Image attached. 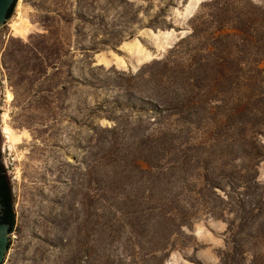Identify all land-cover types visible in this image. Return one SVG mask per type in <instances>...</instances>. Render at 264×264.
Returning <instances> with one entry per match:
<instances>
[{"label":"rangeland","instance_id":"374dc122","mask_svg":"<svg viewBox=\"0 0 264 264\" xmlns=\"http://www.w3.org/2000/svg\"><path fill=\"white\" fill-rule=\"evenodd\" d=\"M215 1L16 0L0 28L15 212L2 264H264V226L244 230L235 257L201 180L244 173L231 115L264 82V0ZM184 89L190 129L177 135ZM255 164L264 185V158ZM166 194L190 227L162 221ZM163 237L171 250L150 261Z\"/></svg>","mask_w":264,"mask_h":264},{"label":"trees","instance_id":"16d2710c","mask_svg":"<svg viewBox=\"0 0 264 264\" xmlns=\"http://www.w3.org/2000/svg\"><path fill=\"white\" fill-rule=\"evenodd\" d=\"M218 0L215 1V3ZM228 1V0H224ZM16 2V0H15ZM14 2V4H15ZM8 12L7 19L10 17L12 9ZM195 30H192L191 35L195 34ZM239 33V32H238ZM224 36H228L225 34ZM188 82V78L184 81ZM264 82H260V92L252 97H247L245 103L236 108L231 115L232 117L238 115L241 130L243 136L242 146L244 148L243 160L247 163L246 167L242 169L243 174L240 172L233 174H213L210 177H201L205 188V193H211L215 197L216 202L214 204L220 205L219 208L211 209L209 211L210 218L216 220H222L227 225V234L230 242L234 245V256L237 257L240 254L239 243L241 242L244 230L247 227L251 230H256L255 234H260L262 227L264 226V185L259 184L257 181V175L250 176L251 166L254 161L258 164L263 161V152H253L249 147L252 146L251 141L257 140V144L261 149L263 143L261 139L264 138ZM183 96L175 103L172 110H175L177 115L181 119L182 126L177 135L188 134L190 126V107L192 105L191 98L188 99V93L183 90ZM251 102V103H250ZM156 107V106H154ZM158 110L159 108L156 107ZM163 109V108H162ZM169 110V109H165ZM231 118V117H230ZM258 164L254 165L257 168ZM256 170V169H255ZM216 190H220L224 193V198L216 195ZM199 195V194H197ZM164 204L160 208L161 219L164 223L172 225L176 221H180L179 228L190 227L192 223H188V214L186 207H180V200L178 196L170 197L166 194L163 198ZM0 205L2 206L1 223L8 225V234H11L15 225V212L14 201L11 194L9 182L6 178L5 171L0 167ZM149 257L150 261H154L159 257L168 255V251L171 250V246L168 245V241L165 237L157 241L156 243H150L149 245ZM9 244L7 246V250ZM225 262V260H224ZM198 264V263H196Z\"/></svg>","mask_w":264,"mask_h":264},{"label":"water","instance_id":"95a60500","mask_svg":"<svg viewBox=\"0 0 264 264\" xmlns=\"http://www.w3.org/2000/svg\"><path fill=\"white\" fill-rule=\"evenodd\" d=\"M15 0H0V28L7 21V15ZM2 206L0 205V264H2L8 246V225L1 223Z\"/></svg>","mask_w":264,"mask_h":264},{"label":"bare ground","instance_id":"6f19581e","mask_svg":"<svg viewBox=\"0 0 264 264\" xmlns=\"http://www.w3.org/2000/svg\"><path fill=\"white\" fill-rule=\"evenodd\" d=\"M7 98L10 101L11 100V95L8 94ZM5 134L7 135V139H10L11 141H16L18 139V137H15V138L12 137L11 132H10V130L8 128L5 129Z\"/></svg>","mask_w":264,"mask_h":264},{"label":"flooded vegetation","instance_id":"af4514ba","mask_svg":"<svg viewBox=\"0 0 264 264\" xmlns=\"http://www.w3.org/2000/svg\"><path fill=\"white\" fill-rule=\"evenodd\" d=\"M0 167H2V168H3V166H2V163H1V159H0Z\"/></svg>","mask_w":264,"mask_h":264}]
</instances>
